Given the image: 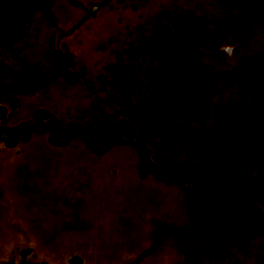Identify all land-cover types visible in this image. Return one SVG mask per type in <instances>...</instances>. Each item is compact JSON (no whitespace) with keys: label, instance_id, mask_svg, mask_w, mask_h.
<instances>
[{"label":"rangeland","instance_id":"obj_1","mask_svg":"<svg viewBox=\"0 0 264 264\" xmlns=\"http://www.w3.org/2000/svg\"><path fill=\"white\" fill-rule=\"evenodd\" d=\"M0 264H264V0H0Z\"/></svg>","mask_w":264,"mask_h":264},{"label":"clouds","instance_id":"obj_2","mask_svg":"<svg viewBox=\"0 0 264 264\" xmlns=\"http://www.w3.org/2000/svg\"><path fill=\"white\" fill-rule=\"evenodd\" d=\"M220 50L227 53L229 56L233 53V48L229 45H222Z\"/></svg>","mask_w":264,"mask_h":264}]
</instances>
